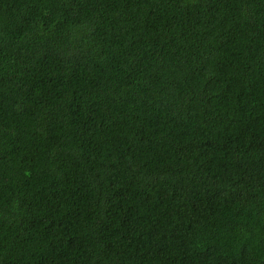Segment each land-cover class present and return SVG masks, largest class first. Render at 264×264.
I'll list each match as a JSON object with an SVG mask.
<instances>
[{
  "label": "trees",
  "instance_id": "trees-1",
  "mask_svg": "<svg viewBox=\"0 0 264 264\" xmlns=\"http://www.w3.org/2000/svg\"><path fill=\"white\" fill-rule=\"evenodd\" d=\"M0 264H264V0H0Z\"/></svg>",
  "mask_w": 264,
  "mask_h": 264
}]
</instances>
